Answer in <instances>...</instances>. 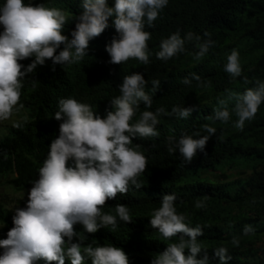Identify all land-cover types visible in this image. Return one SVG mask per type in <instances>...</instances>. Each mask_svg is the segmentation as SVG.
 Here are the masks:
<instances>
[{
  "label": "trees",
  "instance_id": "obj_1",
  "mask_svg": "<svg viewBox=\"0 0 264 264\" xmlns=\"http://www.w3.org/2000/svg\"><path fill=\"white\" fill-rule=\"evenodd\" d=\"M33 2L67 9L64 34L74 29L73 20L82 11L80 0ZM178 29L181 36L192 32L202 39L208 32L215 44L199 60L193 55L194 42H186L185 52L167 62L157 59L155 53L161 39ZM145 31L151 33L147 41L150 53L147 65L134 59L120 65L109 64L105 45L115 35V29L108 27L89 42L87 55L79 62L56 65L53 71L51 62L47 61L24 80L20 104L26 116L19 126H12L0 137L2 181L12 190L27 194L38 178L48 145L58 135L59 121L53 114L60 99L71 96L89 104L94 113L104 117L112 110L109 100L119 95L123 76L142 73L146 80L160 83L155 93L151 85H146L145 91L153 96V104L151 109L141 104L140 112L161 107L170 111L174 105L195 106V109L188 119L161 116L156 127L158 137L133 139L131 146L138 144V150L148 161L145 172L138 177L141 187L130 186L126 194H117L116 199L108 200L104 206L105 212L114 214L115 205H126L131 222L118 220L114 230L109 226L96 233H85V244H113L124 250L130 264H150L169 243L178 242V237L165 240L149 224V217L160 207L162 196L175 194L177 212L185 215L189 226L202 228L198 243L210 258L213 249L225 247L231 256L229 264H264V104L253 120L245 122L243 130L234 127V114L226 124L210 119L213 110L221 107L219 101L227 99L226 89L242 93L254 87L256 81H264V0H169L153 26H145ZM234 49L240 54L242 74L232 80L224 65ZM29 62L26 59L20 63ZM193 74L200 76L206 87L199 86L195 80L191 86L183 84V78ZM242 77L247 78V83ZM227 107L231 111L232 102ZM138 118L139 112L134 120ZM205 125L217 129L216 135L206 143V156L198 153L191 163L184 164L178 153L168 150V137L179 138L187 133L198 138L208 134ZM240 161L249 162L253 171L249 176L221 181L205 172L217 171L227 162ZM198 200L205 201V208L195 207ZM13 214V209L0 202V239L6 238L7 231L13 227ZM246 225H251L254 231L244 234ZM75 230L83 231L79 225ZM233 238L239 243L233 244ZM65 264H69L67 259Z\"/></svg>",
  "mask_w": 264,
  "mask_h": 264
},
{
  "label": "clouds",
  "instance_id": "obj_2",
  "mask_svg": "<svg viewBox=\"0 0 264 264\" xmlns=\"http://www.w3.org/2000/svg\"><path fill=\"white\" fill-rule=\"evenodd\" d=\"M168 3L169 0H80L82 11L73 20L74 29L64 34L68 17L61 9L33 0H0V122L23 107V82L38 66L50 61L55 71L56 65L79 62L87 55L89 42L108 27L115 29V35L105 45L109 64L134 59L147 65L151 33L145 31V26L152 27ZM203 35V39L192 32L181 36L178 29L161 39L155 56L167 62L185 52L186 42H194L193 55L199 60L215 44L210 33ZM26 59H30L27 65L20 63ZM224 71L232 80L241 77L237 50L228 55ZM242 78L247 83V78ZM193 80L206 87L195 74L183 78V84L191 86ZM159 83L146 80L142 73L123 76L119 95L109 100L112 110L104 117L71 96L58 101V110L53 114L59 121L58 135L48 145L25 206L14 209L13 227L6 238L0 239V264H65L66 259L69 264H130L120 247L85 244V233L109 226L114 230L118 220L131 222L126 205H115L114 214L105 212L104 206L117 194H126L130 186L141 187L138 177L145 172L148 161L138 144L131 146L133 139L158 137L156 127L161 116L188 119L195 109L174 105L170 111L161 107L140 112L141 104L146 109L153 104L146 85H151L155 93ZM225 91L227 99L219 101L221 107L213 110L210 119L226 124L234 114V127L243 130L245 122L253 120L264 104V81H256L254 87L242 93ZM228 102H232L231 111ZM138 112L139 118L134 120ZM205 131L208 134L198 138L187 133L179 138L168 137V150L178 153L184 164L191 163L198 153L206 156V143L217 129L205 125ZM176 200L175 194L163 195L160 207L149 217L150 226L165 240L178 237V242L169 243L150 264H213V258L216 264H229L231 256L225 247L213 249L211 258L202 250L198 243L202 228L186 223L185 215L177 212ZM205 206L202 200L195 204L197 209ZM76 225L83 231H76ZM243 231L248 234L254 229L246 225ZM232 243L239 241L233 238Z\"/></svg>",
  "mask_w": 264,
  "mask_h": 264
},
{
  "label": "rangeland",
  "instance_id": "obj_3",
  "mask_svg": "<svg viewBox=\"0 0 264 264\" xmlns=\"http://www.w3.org/2000/svg\"><path fill=\"white\" fill-rule=\"evenodd\" d=\"M47 7H55L61 9L65 15L68 13L67 9L62 8L57 5H49ZM26 112L19 108L18 111L13 112L12 116L3 122H0V137L6 134L12 126L17 125L24 117ZM208 174L219 178L221 181H225L233 178H243L249 176L253 171L248 161H240L236 164L233 162H227L220 167L219 170L210 172L205 171ZM3 178L0 177V202L4 205L10 207L11 209L23 208L25 206V201L27 200V194L23 191H14L6 183H4Z\"/></svg>",
  "mask_w": 264,
  "mask_h": 264
}]
</instances>
